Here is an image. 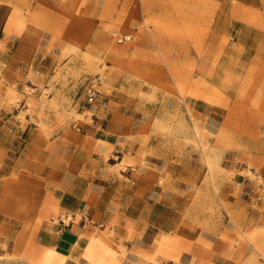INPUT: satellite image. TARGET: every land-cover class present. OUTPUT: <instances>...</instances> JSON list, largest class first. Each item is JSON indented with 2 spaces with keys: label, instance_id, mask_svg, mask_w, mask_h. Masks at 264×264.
I'll use <instances>...</instances> for the list:
<instances>
[{
  "label": "crops",
  "instance_id": "0c3cea01",
  "mask_svg": "<svg viewBox=\"0 0 264 264\" xmlns=\"http://www.w3.org/2000/svg\"><path fill=\"white\" fill-rule=\"evenodd\" d=\"M259 7L261 0H238ZM6 4V3H5ZM0 4V253L20 249L57 264H264V184L258 154L230 162L218 192L202 187L194 159L162 147L152 122L120 96L98 95L91 115L66 126L43 127L39 107L25 117L4 105L24 93L19 79L32 55L8 25L11 9ZM34 53V54H33ZM34 57V56H33ZM34 59V58H33ZM43 71L42 58L33 60ZM15 87V89H14ZM108 91V89H107ZM24 107V106H22ZM194 110L213 122L218 104ZM222 206L221 215L209 208Z\"/></svg>",
  "mask_w": 264,
  "mask_h": 264
},
{
  "label": "rangeland",
  "instance_id": "374dc122",
  "mask_svg": "<svg viewBox=\"0 0 264 264\" xmlns=\"http://www.w3.org/2000/svg\"><path fill=\"white\" fill-rule=\"evenodd\" d=\"M1 3L11 9L8 25L21 37V54L36 50L19 75L27 98L16 93L3 102L20 110L17 118L25 122L36 107L43 127V121L66 126L90 117L80 107L97 105L84 94L95 80L99 94L116 92L144 114L163 148L194 159L203 172L195 194L201 202H207L202 187L218 192L220 174L235 175L228 163L251 154L264 158V0L259 7L238 0ZM37 56L45 63L40 72L32 65ZM194 102L218 104V122L198 114ZM257 170L242 174L263 185L264 163ZM221 209L219 203L209 208L218 216ZM27 254L0 253V264H57L46 253Z\"/></svg>",
  "mask_w": 264,
  "mask_h": 264
},
{
  "label": "built area",
  "instance_id": "2783aa9c",
  "mask_svg": "<svg viewBox=\"0 0 264 264\" xmlns=\"http://www.w3.org/2000/svg\"><path fill=\"white\" fill-rule=\"evenodd\" d=\"M126 37H121L119 38V41H123ZM84 94H85V101L92 105L96 104L98 101V95H99V90L97 88V83L95 80L89 81L85 86H84Z\"/></svg>",
  "mask_w": 264,
  "mask_h": 264
},
{
  "label": "bare ground",
  "instance_id": "6f19581e",
  "mask_svg": "<svg viewBox=\"0 0 264 264\" xmlns=\"http://www.w3.org/2000/svg\"><path fill=\"white\" fill-rule=\"evenodd\" d=\"M46 254L48 260L53 259L55 256V253L52 250L48 251Z\"/></svg>",
  "mask_w": 264,
  "mask_h": 264
}]
</instances>
